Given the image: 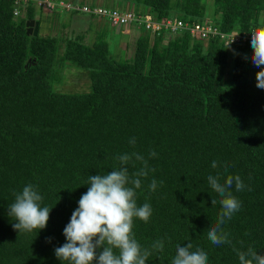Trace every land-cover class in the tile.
<instances>
[{"label": "trees", "instance_id": "1", "mask_svg": "<svg viewBox=\"0 0 264 264\" xmlns=\"http://www.w3.org/2000/svg\"><path fill=\"white\" fill-rule=\"evenodd\" d=\"M111 1L101 4L189 24L211 13L223 33L251 30L264 12V0ZM14 8V0H0V264H61L54 250L66 243L63 230L88 177L107 174L118 155L132 152L155 169L136 190L138 206L148 202L153 212L148 223L134 221L135 238L142 248L157 240L165 245L146 264H171L176 246L189 242L207 253L208 264H238L234 247L264 254V89L256 87L261 69L251 61V45L201 41L187 30L153 36L144 30L132 56L116 60L107 42L87 44L83 34L40 35V21L37 35H27L34 8L18 18ZM67 63L87 70L89 91L54 88ZM135 165L127 166L130 173L141 167ZM210 174L221 182L239 175L245 185L231 189L241 202L223 226L231 244L207 239L221 210L211 203L219 196ZM29 183L42 195L41 206L52 209L45 229L19 233L9 205Z\"/></svg>", "mask_w": 264, "mask_h": 264}, {"label": "clouds", "instance_id": "2", "mask_svg": "<svg viewBox=\"0 0 264 264\" xmlns=\"http://www.w3.org/2000/svg\"><path fill=\"white\" fill-rule=\"evenodd\" d=\"M250 33L253 50L251 61L261 69L256 73V87L264 89V27H258ZM129 143L134 146L135 138ZM156 155L155 151L149 153L151 158ZM115 159L118 166L113 170L104 175L88 177V190L82 194L78 208L73 211L70 222L63 230L66 243L54 250L61 264H146L153 251L164 250L163 240L154 241L151 248H142L133 231L136 219L148 223L152 216L150 203L138 206L136 190L142 187V181L155 169H150L148 160L136 152L118 155ZM135 162H139L141 167L130 173L127 166L131 164L135 167ZM211 166L217 168V161H212ZM207 182L219 196V200L212 198V206L219 204L221 209L216 224L207 229V239L216 246L231 244L230 234L223 226L241 208V202L231 189L235 185L236 191H243L245 185L239 175H228L221 182L219 174H210ZM148 188L154 192L157 181L152 179ZM14 197L8 211L9 217L16 221L12 225L14 230L31 233L45 229L52 208L41 206L43 197L36 186L29 183L14 193ZM233 250L238 257V264H264V254H259L251 246L246 250L235 247ZM171 264H208V255L202 248L194 249L189 242L185 246H176Z\"/></svg>", "mask_w": 264, "mask_h": 264}, {"label": "rangeland", "instance_id": "3", "mask_svg": "<svg viewBox=\"0 0 264 264\" xmlns=\"http://www.w3.org/2000/svg\"><path fill=\"white\" fill-rule=\"evenodd\" d=\"M78 4H95L105 3L110 6L111 0H75ZM119 8L123 7L120 3ZM207 19L211 18V13H208ZM40 21L39 34L44 36H53L62 38L63 36H73L76 34L85 35V43L92 44L95 42H107L109 50L116 60L131 57L133 54L136 38L144 32V26L131 24L129 26L112 27L102 20L103 25L100 28H95V23L98 18L90 19V16L77 12L74 15L66 14L65 12L34 10V18ZM212 19V18H211ZM100 20V19H98ZM213 20V19H212ZM213 22V21H212ZM131 37H129V34ZM128 37V39H127ZM127 41V42H123ZM63 71L64 81L54 86L58 91L64 93H79L87 92L90 87L89 73L83 68H77L72 64L67 63Z\"/></svg>", "mask_w": 264, "mask_h": 264}, {"label": "built area", "instance_id": "4", "mask_svg": "<svg viewBox=\"0 0 264 264\" xmlns=\"http://www.w3.org/2000/svg\"><path fill=\"white\" fill-rule=\"evenodd\" d=\"M15 8L13 15L15 18L24 15L28 5H31L34 10H60L62 12H80L105 20L112 27L129 26L131 24L144 26V29L149 31L153 36L159 34L162 31H167L170 35H175L183 30L189 31L192 38L206 41L211 38H220L223 44L229 46L232 39L233 42L230 45L236 43L250 44V31L264 27V12L261 14L257 26L252 27L251 30L238 33H223L221 32L212 21L204 19L202 22L189 24L183 22L180 18L171 17L156 20L148 13H137L133 8H118V7H106L100 3L96 4H78L75 0H14ZM21 7V8H20Z\"/></svg>", "mask_w": 264, "mask_h": 264}, {"label": "water", "instance_id": "5", "mask_svg": "<svg viewBox=\"0 0 264 264\" xmlns=\"http://www.w3.org/2000/svg\"><path fill=\"white\" fill-rule=\"evenodd\" d=\"M25 27H26L27 35H34V36L37 35V31H38V21L37 20L35 19L26 20ZM28 61H30V59Z\"/></svg>", "mask_w": 264, "mask_h": 264}, {"label": "crops", "instance_id": "6", "mask_svg": "<svg viewBox=\"0 0 264 264\" xmlns=\"http://www.w3.org/2000/svg\"><path fill=\"white\" fill-rule=\"evenodd\" d=\"M97 1V0H96ZM98 2V1H97ZM119 8V7H118ZM122 8H124V7H122ZM94 18H96V17H90V19H93L94 20ZM98 19H100V18H98ZM97 19V22L95 23V25H96V27L95 28H100L103 24L102 23H104V22H102V19H100V20H98ZM108 24V23H107ZM128 30H126V34H129L130 32H127ZM129 37H131V35L129 34ZM127 39H128V37H127ZM123 42H127V41H123Z\"/></svg>", "mask_w": 264, "mask_h": 264}]
</instances>
